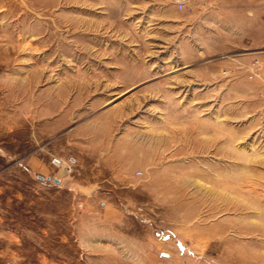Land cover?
<instances>
[{"label": "rangeland", "instance_id": "374dc122", "mask_svg": "<svg viewBox=\"0 0 264 264\" xmlns=\"http://www.w3.org/2000/svg\"><path fill=\"white\" fill-rule=\"evenodd\" d=\"M0 264H264V0H0Z\"/></svg>", "mask_w": 264, "mask_h": 264}, {"label": "built area", "instance_id": "2783aa9c", "mask_svg": "<svg viewBox=\"0 0 264 264\" xmlns=\"http://www.w3.org/2000/svg\"><path fill=\"white\" fill-rule=\"evenodd\" d=\"M177 7L180 10H183L189 0H174ZM50 162L53 166L63 168L66 172H70L73 166L78 162V159L75 156L61 157L54 155Z\"/></svg>", "mask_w": 264, "mask_h": 264}, {"label": "water", "instance_id": "95a60500", "mask_svg": "<svg viewBox=\"0 0 264 264\" xmlns=\"http://www.w3.org/2000/svg\"><path fill=\"white\" fill-rule=\"evenodd\" d=\"M41 178H45V177H43V176H41ZM51 177H46V179H50ZM54 181L55 182H60V180L58 179V178H54ZM163 255H166L167 256V254L166 253H163Z\"/></svg>", "mask_w": 264, "mask_h": 264}]
</instances>
